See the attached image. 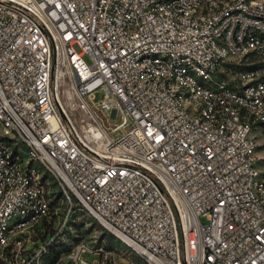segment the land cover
Returning <instances> with one entry per match:
<instances>
[{"label":"built area","instance_id":"built-area-1","mask_svg":"<svg viewBox=\"0 0 264 264\" xmlns=\"http://www.w3.org/2000/svg\"><path fill=\"white\" fill-rule=\"evenodd\" d=\"M0 264H264V0H0Z\"/></svg>","mask_w":264,"mask_h":264},{"label":"rangeland","instance_id":"rangeland-1","mask_svg":"<svg viewBox=\"0 0 264 264\" xmlns=\"http://www.w3.org/2000/svg\"><path fill=\"white\" fill-rule=\"evenodd\" d=\"M86 61L88 63L91 62L90 57L86 56L85 57ZM104 93H101L100 91L96 92V101H99L103 97ZM79 110H72V114L76 115L78 114ZM122 121L120 117H118L114 123L119 124ZM132 120H129L128 125H132ZM53 188H55V184H52ZM55 194L57 197L61 195V191L55 189L54 190ZM61 201V200H60ZM62 202V201H61ZM59 203L57 204L61 206L62 208L65 206L64 203ZM74 219L75 221L72 223L73 224V231L69 235V239L71 241H78V240H86L90 242H95L97 244H105L108 246V248H114V249H126L127 247L120 241L118 240L112 233H110L106 228H104L97 220H95L92 216H90L87 212H81V211H76L74 214ZM99 254L97 253H91V252H86L83 254L84 259L88 261H92L94 259L99 258ZM134 258L136 260L138 259V256L134 254Z\"/></svg>","mask_w":264,"mask_h":264}]
</instances>
